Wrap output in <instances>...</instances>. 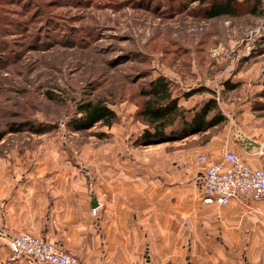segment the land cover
Segmentation results:
<instances>
[{"label":"rangeland","instance_id":"374dc122","mask_svg":"<svg viewBox=\"0 0 264 264\" xmlns=\"http://www.w3.org/2000/svg\"><path fill=\"white\" fill-rule=\"evenodd\" d=\"M239 1L210 19V0H0V156H39L57 178L203 170L197 157L218 161L235 125L264 132V0L256 14ZM159 75L185 120L212 100L208 119L224 120L142 139L141 91ZM89 100L116 112L111 125L84 121Z\"/></svg>","mask_w":264,"mask_h":264},{"label":"crops","instance_id":"0c3cea01","mask_svg":"<svg viewBox=\"0 0 264 264\" xmlns=\"http://www.w3.org/2000/svg\"><path fill=\"white\" fill-rule=\"evenodd\" d=\"M248 134L261 142L259 152L228 144L257 168L264 132ZM39 163L34 155L0 156V264L21 233L47 238L82 264H264V203L204 202L200 168L57 178ZM12 264L36 263L21 257Z\"/></svg>","mask_w":264,"mask_h":264},{"label":"built area","instance_id":"2783aa9c","mask_svg":"<svg viewBox=\"0 0 264 264\" xmlns=\"http://www.w3.org/2000/svg\"><path fill=\"white\" fill-rule=\"evenodd\" d=\"M221 158L208 162L199 155L204 166L200 180L204 202L226 204L231 199H257L264 203V165L253 168L228 143L221 147ZM11 254L6 264L26 257L36 264H82L80 259L58 244L42 236L21 233L10 240Z\"/></svg>","mask_w":264,"mask_h":264},{"label":"trees","instance_id":"16d2710c","mask_svg":"<svg viewBox=\"0 0 264 264\" xmlns=\"http://www.w3.org/2000/svg\"><path fill=\"white\" fill-rule=\"evenodd\" d=\"M244 3L239 0H210L209 5L203 8L206 18H216L222 16H233ZM261 0H255L251 6V11L257 13ZM170 81L163 75H159L150 81L141 94L144 101L139 110V115L150 126L145 131L142 139L152 140L163 136L168 127L173 126L179 119L184 121L182 133H190V129L197 127L207 129L221 123L224 120L222 114H216L212 119H208L210 112L217 106L216 100H212L208 105L195 114L192 121H187L185 110L179 105L178 98L174 96ZM80 112L83 113L84 121L87 124L103 122L111 125L116 118V112L105 105L102 101H88L79 105Z\"/></svg>","mask_w":264,"mask_h":264},{"label":"water","instance_id":"95a60500","mask_svg":"<svg viewBox=\"0 0 264 264\" xmlns=\"http://www.w3.org/2000/svg\"><path fill=\"white\" fill-rule=\"evenodd\" d=\"M232 135L234 141L239 143L249 153L259 152L262 148L261 142L252 138L239 124L233 127ZM98 205L99 204L97 202L96 196H93L91 206L96 208Z\"/></svg>","mask_w":264,"mask_h":264}]
</instances>
